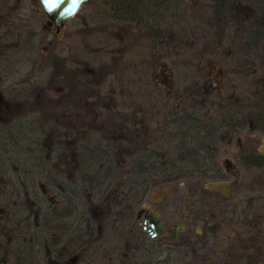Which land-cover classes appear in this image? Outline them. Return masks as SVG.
<instances>
[{
  "label": "trees",
  "instance_id": "trees-1",
  "mask_svg": "<svg viewBox=\"0 0 264 264\" xmlns=\"http://www.w3.org/2000/svg\"><path fill=\"white\" fill-rule=\"evenodd\" d=\"M238 1L254 10L245 20L236 15ZM97 3L96 14L82 16L89 37L76 51L65 56L63 52L41 54L42 69L31 70L13 86L0 83V264H66L68 244L77 242L84 247L96 227L112 221L116 227L121 205L132 207L154 189L178 185L187 178L186 172L213 171V147L225 140L219 131L238 130L251 122L257 127L253 131L264 133V128H258L264 127V0H201L199 9L191 13L199 21L197 40L188 42L192 45L176 57L184 56L195 66L206 59L216 61L224 77L236 78V91L201 103L198 80L203 75L194 72L191 76L188 64L181 62L182 89L160 109V114L168 109L164 120L173 156L166 159L157 139L150 138L148 143L140 142L138 152L132 153L128 162L115 164L108 139L109 130L117 129L118 122L105 132L80 135L63 118L65 99H75L92 89L90 54L119 43L120 38L149 51L144 56L145 76L153 83L152 68L148 69L151 60L154 55L161 60L158 52L168 50L169 54L175 48L169 24L182 19L186 1ZM74 18L65 24L76 23ZM15 32L23 47L9 53L16 51L17 59L28 57L33 31L31 39H23L24 32ZM10 59L0 58V70ZM54 88L66 94L53 97ZM234 89L224 87L221 93ZM202 105L214 112V118L200 120L191 114L193 108L184 110ZM136 132L142 134L140 129ZM47 194L56 196L59 205L51 204ZM72 219L76 222L71 226ZM59 241L64 246L57 263Z\"/></svg>",
  "mask_w": 264,
  "mask_h": 264
},
{
  "label": "rangeland",
  "instance_id": "rangeland-1",
  "mask_svg": "<svg viewBox=\"0 0 264 264\" xmlns=\"http://www.w3.org/2000/svg\"><path fill=\"white\" fill-rule=\"evenodd\" d=\"M185 1L186 11L182 16L183 20L177 19L169 24V36L175 43V48L169 54L168 50L158 52L162 57L161 60L157 61V55L151 60L148 69L152 68L153 83L151 78L149 80L145 76L146 57L144 56L149 54V51L142 49L135 42L120 38L119 43L100 49L99 53L96 51H93V54L89 53L92 89L75 99H65L63 118L71 123L80 135L88 131L103 132L106 127L114 126L115 122H118L117 129L109 130L108 139L110 148L113 149L115 164L117 161L128 162L131 154L138 152L140 142L148 143L146 139L150 138H152L150 140L157 139L161 154L166 159L171 157V148H168L170 143L168 125L164 120L168 109L164 108L162 114L160 109H163L161 106L163 102L168 104V99L172 101L173 94L182 89L184 70L181 62L188 64L186 70L191 76L194 72L203 75L202 80H198V87L203 97L207 99L216 95L220 86L223 90L224 85L228 84L222 82L225 79L227 81V77L223 76V68L216 61L206 59L195 66L188 59H184V56L176 57L181 54L182 49L192 45H188V42L195 41L198 37L195 32L199 29V21L195 14L191 13L199 9L201 0ZM97 4V0H89L75 16L78 17L74 18L76 23L70 26L65 24L62 32L57 35L51 23L42 16L44 14L36 0H0V58H12L11 62L5 63L0 70V75L3 74L0 83L13 86L23 80L31 70L39 71L41 66L42 69L44 66L40 61L41 54L45 55L51 51L63 52L65 56L69 52L76 51L89 37V27L82 16L96 14ZM251 13L250 7L238 3L239 18L246 19ZM30 28L33 29L34 39H32V47H29L31 48L29 56L14 58L16 51L10 53L9 51L23 47L17 43L18 36L15 31L24 32L23 39H31ZM81 29L84 30L82 34L79 33ZM87 49L92 51L90 47ZM53 91L54 93L51 94L53 97L66 94V91L59 88H54ZM204 110L206 116L210 117L212 113L209 112L208 106L204 105ZM138 129L142 134L136 132ZM260 139H264V134L243 132L234 139L237 141V146L234 147L232 144L225 151L227 146L221 144L220 149L225 153H220V162L224 167L232 168L234 164L232 158L239 148L248 140H253L257 146H260ZM47 198L50 202L56 200L55 196L50 194H47ZM8 264H14V261Z\"/></svg>",
  "mask_w": 264,
  "mask_h": 264
},
{
  "label": "flooded vegetation",
  "instance_id": "flooded-vegetation-1",
  "mask_svg": "<svg viewBox=\"0 0 264 264\" xmlns=\"http://www.w3.org/2000/svg\"><path fill=\"white\" fill-rule=\"evenodd\" d=\"M253 13L252 9L249 16ZM222 82H228L224 87L234 89L237 81L230 76ZM221 90L220 86L210 98L236 91L221 93ZM203 99L207 97L201 98V103ZM190 108L194 111L191 114L200 120L214 118L211 111L210 117L206 116L204 105L187 106L184 110ZM253 128L257 129L248 122L238 130L219 131L225 140L213 147L216 157L213 171L186 172L187 178L179 186L154 189L132 207L121 205L117 226L112 221L113 224L96 227L84 247L77 242L71 246L69 243L65 263L264 264V139H260V146L253 140L246 141L233 156L232 168L224 167L219 160L221 144L227 146L226 151L232 144L237 146L234 139L243 132L261 134ZM41 188L44 191L42 185ZM55 198L52 203L57 206L59 201ZM75 222L69 220L71 226ZM62 245L60 241L56 243L57 263L61 262Z\"/></svg>",
  "mask_w": 264,
  "mask_h": 264
},
{
  "label": "water",
  "instance_id": "water-1",
  "mask_svg": "<svg viewBox=\"0 0 264 264\" xmlns=\"http://www.w3.org/2000/svg\"><path fill=\"white\" fill-rule=\"evenodd\" d=\"M47 20L59 35L67 21L74 18L88 0H36Z\"/></svg>",
  "mask_w": 264,
  "mask_h": 264
}]
</instances>
